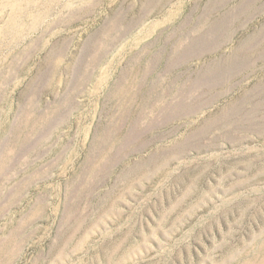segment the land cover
Instances as JSON below:
<instances>
[{"label": "rangeland", "instance_id": "rangeland-1", "mask_svg": "<svg viewBox=\"0 0 264 264\" xmlns=\"http://www.w3.org/2000/svg\"><path fill=\"white\" fill-rule=\"evenodd\" d=\"M0 264H264V0H0Z\"/></svg>", "mask_w": 264, "mask_h": 264}]
</instances>
